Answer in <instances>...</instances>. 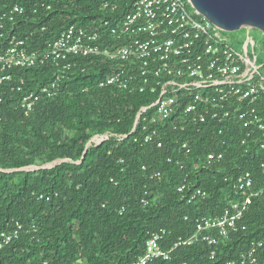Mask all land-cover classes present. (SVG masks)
I'll return each mask as SVG.
<instances>
[{
	"label": "trees",
	"instance_id": "trees-1",
	"mask_svg": "<svg viewBox=\"0 0 264 264\" xmlns=\"http://www.w3.org/2000/svg\"><path fill=\"white\" fill-rule=\"evenodd\" d=\"M134 1L0 0V9L23 7L27 17L20 36L40 45L70 27L88 30L106 22L115 27ZM106 3L111 8L106 9ZM55 70L45 66L15 73L24 78L26 90L38 91L57 80L61 72ZM111 70V63L99 57L78 59L61 75L58 96L41 100L33 113L17 109L18 96L11 93L0 103V236L16 223L24 229L0 251V264H132L145 255L153 234L166 231L161 246L171 251L179 239L193 236L200 219L221 216L239 177L250 174L254 190L262 188L263 133L242 146L247 132L238 127L224 148L226 134H220L217 123L198 126L175 118L151 125L155 110L142 117L129 139L119 143L113 138L83 157L95 135H129L141 109L156 101L149 95L102 88ZM154 131L162 148L145 142ZM185 141L200 147L195 163L178 145ZM211 153L224 154L221 165L202 163ZM62 160L66 162L42 169ZM181 164L187 167L188 180ZM29 167L40 170L23 171ZM158 173L160 178L155 177ZM183 184L187 189L180 194ZM193 189L207 192L209 198L189 204ZM244 225L246 230L226 244L182 247L172 253L171 262L158 264H227L238 259L264 238V195L254 200ZM259 264H264V251Z\"/></svg>",
	"mask_w": 264,
	"mask_h": 264
},
{
	"label": "built area",
	"instance_id": "built-area-1",
	"mask_svg": "<svg viewBox=\"0 0 264 264\" xmlns=\"http://www.w3.org/2000/svg\"><path fill=\"white\" fill-rule=\"evenodd\" d=\"M104 7L109 9L111 5L106 3ZM26 17V10L21 6L10 11L0 9V103L11 93L18 96L17 109L31 114L41 100L58 96L61 75L75 67L78 59L92 57H99L112 66L111 75L101 84L102 88L114 87L156 98L155 103L141 109L129 135L119 136L115 132L95 135L87 143L83 157L89 149L98 148L113 138L119 143L129 139L150 110H155L151 125L175 118L189 119L198 126L217 123L221 127L220 134H226L222 141L224 148L228 147V140L238 127L247 132L242 146H247L255 134H264V63L260 64L255 52L253 29L246 28L247 41L239 52L224 31L202 16L191 0H135L131 12L115 27L108 22L88 30L70 27L56 40L32 45L34 41L22 38L19 33ZM45 66H52L61 74L55 82L38 91L26 90L24 78L15 73ZM187 124L182 123L183 130ZM145 142L163 147L157 131L149 134ZM259 144L264 152V136ZM178 145L195 163L200 147L189 141L178 142ZM224 159L223 153H211L201 162L217 166ZM65 162L56 161L42 169ZM179 168L188 180L186 165L181 164ZM261 168L264 178V161ZM38 170L40 168L36 167L23 169ZM155 177L160 178L161 174ZM186 189L183 184L178 192L184 194ZM233 190L221 216L200 219L193 236L179 239L171 251H164L161 246L168 235L166 231L153 234L146 243L145 255L132 264L171 262L172 253L179 248L198 244L218 247L245 231V216L254 200L264 195V182L262 188L255 191L252 176L246 174L235 181ZM208 198L207 192L193 189L188 203L197 204ZM23 230V226L16 223L9 233H2L0 251L18 240ZM263 251L264 238L253 242L238 259L227 264H259Z\"/></svg>",
	"mask_w": 264,
	"mask_h": 264
},
{
	"label": "water",
	"instance_id": "water-1",
	"mask_svg": "<svg viewBox=\"0 0 264 264\" xmlns=\"http://www.w3.org/2000/svg\"><path fill=\"white\" fill-rule=\"evenodd\" d=\"M195 9L225 32L250 28L264 35V0H191Z\"/></svg>",
	"mask_w": 264,
	"mask_h": 264
},
{
	"label": "rangeland",
	"instance_id": "rangeland-1",
	"mask_svg": "<svg viewBox=\"0 0 264 264\" xmlns=\"http://www.w3.org/2000/svg\"><path fill=\"white\" fill-rule=\"evenodd\" d=\"M224 35L234 44L237 51L241 52L243 46L247 41V29H241L237 32H225ZM251 36L256 42V55L259 58V62L264 63V35L256 30H251ZM249 51L252 53V48Z\"/></svg>",
	"mask_w": 264,
	"mask_h": 264
}]
</instances>
